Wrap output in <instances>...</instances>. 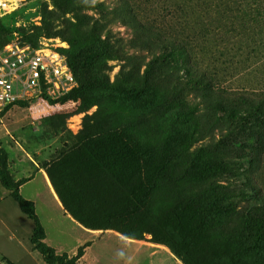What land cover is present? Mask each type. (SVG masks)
I'll return each instance as SVG.
<instances>
[{
	"label": "rangeland",
	"instance_id": "1",
	"mask_svg": "<svg viewBox=\"0 0 264 264\" xmlns=\"http://www.w3.org/2000/svg\"><path fill=\"white\" fill-rule=\"evenodd\" d=\"M12 1L11 10L0 15V52L8 43L19 44L27 50L41 47L46 51L53 48L68 65L67 53L71 50L69 42L61 35L49 36L44 30V25L51 22L43 17L47 8L54 11L52 26L55 32H64L62 27L69 21L74 23L73 31L81 40L77 48L85 51L92 46V43L83 42L88 33L84 24L90 21L78 18L90 16L98 19L103 37L105 35L111 45L122 50L124 56L123 59L106 61L102 57L99 64H103L106 88L94 89L93 96L84 93L83 97L78 95L80 81L76 78V84L68 90L50 93L43 87L26 92L24 97L13 103L0 105V148L6 159L7 173L12 180L21 184V195L34 202L48 244L63 247L69 252L77 241L86 237L95 240L94 253L105 251L103 257L114 260L116 264H185L172 250L178 247L180 238L184 237V251L192 264H264V259L255 253L246 256L238 254V247L227 244L230 240L222 238L215 231H202L195 227L202 213L193 212L186 220L189 231L182 233L179 223L161 204L155 208L156 218L143 219L144 222L150 220L151 224L146 227L143 223L141 228L148 231L142 234L141 229H130L136 234L133 236L124 234L121 230H129L125 221H115L119 228H86L67 211H64L66 215L60 212L47 187L49 183L53 188L45 166L64 145L71 143L73 135L82 128L86 116H92L97 111L104 112L106 129L115 128L117 120L126 118L130 125L124 131L130 140L149 149L143 174L153 172L156 160H165L168 155L173 156L181 150H185L190 159L189 156L198 146L224 133L225 124L214 123V116L208 108L209 100L202 99L192 79L187 77L178 84L181 100L170 104L160 95L152 94L139 100L123 93L125 85L122 83L121 87H116V77L122 66L127 64L124 58H136L143 70L142 63L162 48V40H180L188 52L191 67L201 72L210 83V100L221 99L226 102L225 96L249 94L264 88V44L261 47L257 45V32L260 30L264 37V26L257 28L249 21L251 27L246 29L240 24V15L234 17L236 20L227 29H223L220 22L210 30L183 28L178 32L173 28L175 17L187 22V25L201 27L206 16L193 14L188 18H180L178 14L168 15L167 10H164L166 3L158 0H140L133 7L132 12L136 14L133 17L122 10L123 0H88V7L70 12L57 10L52 0ZM142 24L145 29H140ZM262 41L264 43V38ZM116 52L114 50L112 54L116 56ZM24 158L30 160L34 167ZM213 166L218 168L219 165ZM37 170L46 175L47 183L36 173ZM129 172L128 169L120 168L114 171V175ZM246 172L264 194V146L259 151L256 163ZM109 174L112 175L111 172ZM72 175L80 177L82 184L79 189L85 190L86 208L95 210L103 202V191L99 194L103 184L94 182L95 174L85 168L73 171ZM30 177L32 179L25 182ZM214 179L222 186L227 183L220 177ZM109 181L104 180L105 183ZM232 185L212 192L209 199L223 201L224 194L235 192ZM53 193L58 197L54 188ZM167 193L168 190H160L159 198H164ZM227 198L232 199L233 196ZM241 206L238 205L236 210ZM141 222L138 218L135 225ZM32 233L33 221L21 211L10 190L0 183V264H8L3 258L14 264H45L40 253L30 243ZM127 243L130 248H127ZM135 245L140 248H135Z\"/></svg>",
	"mask_w": 264,
	"mask_h": 264
},
{
	"label": "trees",
	"instance_id": "2",
	"mask_svg": "<svg viewBox=\"0 0 264 264\" xmlns=\"http://www.w3.org/2000/svg\"><path fill=\"white\" fill-rule=\"evenodd\" d=\"M129 1L131 2L121 1V6L126 14L133 17L136 15L132 12L133 7L138 5L140 0ZM158 1L166 3L164 10H167L168 15L178 14L180 18H188L193 14L206 16V21L201 27L187 25V22L175 17L173 28L178 32L183 28L210 30L220 22L223 29H227L230 23L236 20L234 17L240 15V24L246 29L251 27L248 25L249 21L257 28L264 26V0ZM52 2L57 10L69 12L89 6L88 0ZM43 17L44 20H51L50 24L44 25L46 34L61 35L70 44L67 61L75 79L80 81L78 95L83 97L84 93L93 96L94 89L106 88L103 64L100 65L99 61L102 57L106 61L123 59L124 56L122 50L111 45L105 35L103 37L98 19L78 16L79 19L90 21L84 24L88 33L83 42L92 43V46L84 51L77 48L81 40L73 31L72 21L62 27L64 32H55L52 26L55 20L54 11L45 8ZM140 29H145V26L142 24ZM257 34V45L261 47L264 37L260 30ZM146 38H149V35H146ZM114 50H117L116 56L112 54ZM188 56L182 41L162 40V48L142 63L143 70L136 58H124L127 64L122 66L116 77V87H121L123 83V93L135 99H146L153 94L160 95L170 104L181 100L178 96L180 89H177L181 79L190 78L195 89L200 91L202 99L209 100L208 108L212 111L214 123L225 124L224 133L217 139L198 146L189 156L190 159L187 158L186 151L181 150L173 156L168 155L165 160H156L153 163V172L145 175L142 170L149 149L130 140L124 131L130 123L121 117L117 120L115 128L106 129L103 122L104 112L97 111L92 116H86L82 128L73 135L71 143L64 145L55 157L46 163L48 179L65 210L86 228H119L115 221H125L129 230H121L124 234L136 235L130 229H141L142 234L148 231L141 228L143 223L146 227L151 224L150 220L144 222L143 219H154L155 208L161 204L179 223L182 233L189 231L186 220L190 215L193 212L202 213V218L195 227L202 231L213 230L222 238L230 240L227 244L236 245L238 251L240 250L238 254L246 256L255 253L264 259V194L246 172L256 163L259 151L264 146V88L249 94L225 96L226 102L221 99L210 100V83L204 79L201 72H196L191 67ZM212 163L218 164V168H213ZM5 164L4 152L0 148V183L11 191L10 195L21 211L33 221V233L30 237L33 248L40 253L45 264H77L86 244L79 246L73 256L58 253L54 247L47 244L44 241L45 230L36 214L33 201L21 195L19 182L10 178ZM80 168L95 174L94 182L103 184L99 190V194L102 191L104 193L103 202L95 210L86 208L83 195L85 190L79 189L82 184L80 177L72 175L73 171ZM120 168L130 172L114 175V171ZM214 177L227 181L226 185L216 183ZM104 180L110 181L105 183ZM228 184H233L234 193L224 194L223 201L209 199L212 192L220 191ZM160 190H168L167 195L161 199ZM229 196L233 198L228 199ZM240 204L241 208L236 210ZM138 218L142 222L135 225ZM185 249L184 237L180 238L177 248H172L185 264H192L186 256L187 253L185 254Z\"/></svg>",
	"mask_w": 264,
	"mask_h": 264
},
{
	"label": "built area",
	"instance_id": "3",
	"mask_svg": "<svg viewBox=\"0 0 264 264\" xmlns=\"http://www.w3.org/2000/svg\"><path fill=\"white\" fill-rule=\"evenodd\" d=\"M12 0H0V15L12 8ZM76 79L67 63L53 48L27 50L8 43L0 52V105L13 103L28 91L45 87L50 93L68 90Z\"/></svg>",
	"mask_w": 264,
	"mask_h": 264
},
{
	"label": "crops",
	"instance_id": "4",
	"mask_svg": "<svg viewBox=\"0 0 264 264\" xmlns=\"http://www.w3.org/2000/svg\"><path fill=\"white\" fill-rule=\"evenodd\" d=\"M20 159H23V158H20ZM24 160H26L28 163H30L32 166V162H30V160H27L26 158H24ZM34 167V166H33ZM36 173L40 174L45 183H47V180L45 179V174L43 173H40L39 170L36 171ZM33 177V176H32ZM32 177H30L27 181L25 182H28L29 180L32 179ZM20 178V177H17V179ZM24 182V183H25ZM21 185V184H20ZM47 187L49 189V192L51 194V197L52 199L54 200V202L56 203L57 207L59 208L60 212L62 213V215H66L64 214V211L66 212L64 206L62 205L60 199L53 193V188H51V186L49 185V183H47ZM19 189H20V186H19ZM11 192V191H10ZM30 200V199H28ZM32 201V200H31ZM34 203V202H33ZM35 205V204H34ZM67 217V216H66ZM68 218V217H67ZM44 241L48 244V240H47V234L45 232V239ZM78 243L76 244V246L69 252L65 251L62 248H58V247H55V246H52L55 248L56 252L58 253H67L69 256H73L77 253V248L81 245H84L86 244L85 248H84V253L83 255L78 259L77 261V264H116L114 260H106L105 257H103V253L105 251H99L97 253H94L93 251H95L94 249V246H95V240L91 241V240H88V238L84 237V238H81L79 241H77ZM51 244V243H50ZM80 244V245H79ZM131 246L127 243V248H130ZM135 248H140V246L138 245H135ZM98 251V250H97ZM3 260L8 263V264H14L13 262H11L9 259L7 258H3Z\"/></svg>",
	"mask_w": 264,
	"mask_h": 264
}]
</instances>
